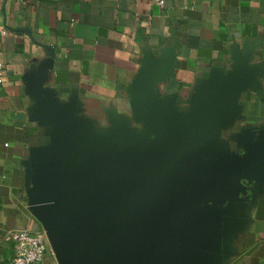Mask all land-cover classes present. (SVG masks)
Returning <instances> with one entry per match:
<instances>
[{
	"label": "crops",
	"instance_id": "obj_1",
	"mask_svg": "<svg viewBox=\"0 0 264 264\" xmlns=\"http://www.w3.org/2000/svg\"><path fill=\"white\" fill-rule=\"evenodd\" d=\"M157 1L0 0V264L13 231L43 229L37 164L64 161L67 134L41 97L78 125L105 179L132 161L129 145L158 150L155 115L191 127L217 110L179 159L178 185L262 143L264 0ZM195 216L206 230L195 264H264V180Z\"/></svg>",
	"mask_w": 264,
	"mask_h": 264
},
{
	"label": "water",
	"instance_id": "obj_2",
	"mask_svg": "<svg viewBox=\"0 0 264 264\" xmlns=\"http://www.w3.org/2000/svg\"><path fill=\"white\" fill-rule=\"evenodd\" d=\"M51 63H44L37 74ZM53 123L67 138L61 155L37 164L32 181L34 211L57 264H195L196 246L205 243L196 211L223 205L246 193V184L264 180V139L250 142L242 156L188 178L178 185L177 163L187 145L217 119V110L191 127L153 116L152 129L162 143L153 154L129 145L132 161L119 164L110 178L97 171L91 144L67 113L44 98Z\"/></svg>",
	"mask_w": 264,
	"mask_h": 264
},
{
	"label": "built area",
	"instance_id": "obj_3",
	"mask_svg": "<svg viewBox=\"0 0 264 264\" xmlns=\"http://www.w3.org/2000/svg\"><path fill=\"white\" fill-rule=\"evenodd\" d=\"M157 3L164 7L163 0H158ZM3 72V66L0 64V77ZM11 236L15 245V253L13 258L4 264H46L50 257L56 259L43 229L41 232L28 229L15 230Z\"/></svg>",
	"mask_w": 264,
	"mask_h": 264
}]
</instances>
